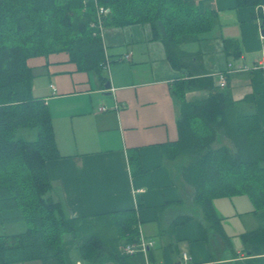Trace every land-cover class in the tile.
I'll return each instance as SVG.
<instances>
[{
  "label": "crops",
  "instance_id": "0c3cea01",
  "mask_svg": "<svg viewBox=\"0 0 264 264\" xmlns=\"http://www.w3.org/2000/svg\"><path fill=\"white\" fill-rule=\"evenodd\" d=\"M192 1L199 10H213L216 22L200 40L183 48L196 54L193 61L198 57L199 73L213 75L215 82L228 62L247 66L228 73L223 88L241 111L256 112L264 129V4ZM106 28L102 43L109 61L103 72L109 88L97 72L79 69L66 51L27 60L33 71L40 70L34 74L31 90L49 110L58 153L45 162L51 183L47 194L61 203L66 215L83 219L89 231L115 243V249L111 245L113 250L107 251L112 257L87 260L74 242L70 258L75 264H198L210 259L226 264L233 252L243 257L240 235L256 226L257 219L244 226L240 220L247 212L256 218L253 204L248 208L243 199L244 208L233 201L230 208H219L215 200L230 196L214 197L212 205L229 244L211 229L208 238L199 237L202 215L192 200V186L181 175L184 158L170 160L163 153L178 137L177 81L190 77L187 69H195L198 62L174 67L147 23ZM192 44L196 47L189 48ZM192 90L197 89H187L185 99H193L187 98ZM198 90L203 92L199 97L207 93ZM100 105L107 109L99 111ZM182 216L191 218L175 223ZM22 224L23 220L15 219L0 226L11 225L6 233H15L24 229ZM126 225L136 234L132 241L119 237ZM141 240L151 242L145 253L125 250L126 244L136 246ZM5 264L44 263L37 258Z\"/></svg>",
  "mask_w": 264,
  "mask_h": 264
},
{
  "label": "trees",
  "instance_id": "16d2710c",
  "mask_svg": "<svg viewBox=\"0 0 264 264\" xmlns=\"http://www.w3.org/2000/svg\"><path fill=\"white\" fill-rule=\"evenodd\" d=\"M235 1L237 6L264 4V0ZM96 2L109 7L104 27L147 23L174 67L198 62L195 69H187L190 77L177 81L178 137L163 153L170 160L184 158L181 175L193 188L192 200L204 222L198 221L199 237L208 238L211 229L229 244L212 199L249 197L257 224L240 235L244 256L233 252L226 264H264V129L256 112L241 111L213 75L199 73L198 57L193 61L196 54L182 46L211 30L216 13L199 10L192 0ZM92 21L94 0H0V223L15 219L25 223L22 231L0 233V264L37 258L44 264H75L69 255L74 242L87 260L112 257L107 251L115 243L89 231L83 219L66 215L61 203L47 194L51 183L45 162L58 153L49 110L32 93L34 73L27 63L30 57L66 51L79 69L97 72L104 83L107 55ZM195 70L196 75L191 73ZM190 88L207 93L185 99ZM19 127L34 128L35 138L17 135ZM188 218L182 216L175 223ZM119 237L132 241L136 234L126 225ZM213 260L198 264H214Z\"/></svg>",
  "mask_w": 264,
  "mask_h": 264
},
{
  "label": "rangeland",
  "instance_id": "374dc122",
  "mask_svg": "<svg viewBox=\"0 0 264 264\" xmlns=\"http://www.w3.org/2000/svg\"><path fill=\"white\" fill-rule=\"evenodd\" d=\"M108 29L109 28L104 29L103 32L107 31ZM104 38H105V33L102 34V39L104 40V43H105ZM190 43H192V42L184 43V46L187 47V46H189ZM195 47H196V44H192V46H190L189 48H195ZM39 72H40V70H38V69L33 71L34 74H37ZM35 79H38V77H35ZM192 91L193 92H189L187 94V96H188L187 98H194V97H199V96L203 95V92L201 90L197 89V90H192ZM16 134L21 135V136L28 138V139H32V138H35L36 131L34 128L19 127L16 131ZM243 199H246V201L248 202V206L250 205L248 208H250V207L252 208V203L245 194H238L236 196L217 198L215 200V202L217 203L216 206L219 208H220V206H226L227 208H230L232 201L234 203H237L239 206H242V208H244V206H245L244 201L245 200H243ZM245 210H247V209H245ZM250 219L255 220L256 218H254V216L250 212H247V213L243 214V216L241 217L240 223L242 224V226H244V222H245V224H247L248 220H250ZM14 225H18L19 226L18 229L20 228V224H14ZM10 227H11V225L0 226V233H2V232L6 233ZM21 228H25L24 222H23Z\"/></svg>",
  "mask_w": 264,
  "mask_h": 264
},
{
  "label": "built area",
  "instance_id": "2783aa9c",
  "mask_svg": "<svg viewBox=\"0 0 264 264\" xmlns=\"http://www.w3.org/2000/svg\"><path fill=\"white\" fill-rule=\"evenodd\" d=\"M94 1H95V21H92L90 25L95 28V32H97L102 39V34H103L102 31L104 28L103 20H104L105 15L109 12V7L98 4L96 0ZM108 61H109L108 57H105L104 67H107ZM247 69H249L247 66H242V65L232 66L231 62H228L226 70H223L217 73V84L219 85V87L223 88L226 85V78H227L228 73L233 72V71H243ZM106 109L107 107L105 105L98 106L99 111H104ZM150 244L151 242H146V241L141 240V241H138L136 246L133 244L132 245L126 244L124 248L127 252H132V251L139 249L143 253H145L146 248Z\"/></svg>",
  "mask_w": 264,
  "mask_h": 264
},
{
  "label": "water",
  "instance_id": "95a60500",
  "mask_svg": "<svg viewBox=\"0 0 264 264\" xmlns=\"http://www.w3.org/2000/svg\"><path fill=\"white\" fill-rule=\"evenodd\" d=\"M104 86H105L106 88H109V87H110V83H109V81H106Z\"/></svg>",
  "mask_w": 264,
  "mask_h": 264
}]
</instances>
